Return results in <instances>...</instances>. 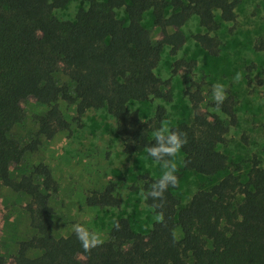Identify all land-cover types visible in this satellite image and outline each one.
<instances>
[{
    "label": "trees",
    "instance_id": "16d2710c",
    "mask_svg": "<svg viewBox=\"0 0 264 264\" xmlns=\"http://www.w3.org/2000/svg\"><path fill=\"white\" fill-rule=\"evenodd\" d=\"M82 1L89 4L88 9H81L71 22L54 15L70 0H0V183L31 198L26 211L35 231L31 239L20 243L15 264H188L189 258L194 264H264V169L258 160L246 183L229 175L210 190L196 193L184 208L176 196L182 176L175 174V186H169L159 199H146L160 218L148 234L136 233L129 220L121 218L110 229V240L90 252L83 250L74 232L54 236L56 214L51 199L59 188L46 165L36 166L19 181L12 178V166L38 153L43 139L50 141L58 133L70 131L71 123L61 112L60 102L75 107L77 124L89 110H106L115 121L123 152L146 153L154 161L149 148L156 144L155 132L161 129L165 109L158 108L156 121L145 122L130 104L171 100L155 71L165 47L176 55L185 45L186 37L179 30L193 17L208 32L194 39L211 57H218L220 42L209 33L221 24L234 23L243 0ZM169 8L172 11L167 16ZM123 9L128 24L117 17V11ZM149 11L162 33L160 40H154L142 24ZM171 27L178 32L169 33ZM182 67L191 71L195 62H176L174 73ZM61 72L70 83L59 81ZM185 95L193 120L169 129L186 134L188 142L178 150L184 156V170L216 176L229 166L220 147L238 124V100L228 93L220 103L207 102V109L214 113L203 115L201 85L190 83ZM30 99L48 110L38 118V131L22 145L12 132L25 122L22 104ZM174 155L160 163H170ZM160 179L140 176L144 195ZM238 194L243 199L236 203ZM86 204L121 208L113 184L91 191ZM176 230L181 231V239ZM32 250L43 253L31 259L28 253ZM6 263L0 252V264Z\"/></svg>",
    "mask_w": 264,
    "mask_h": 264
},
{
    "label": "rangeland",
    "instance_id": "374dc122",
    "mask_svg": "<svg viewBox=\"0 0 264 264\" xmlns=\"http://www.w3.org/2000/svg\"><path fill=\"white\" fill-rule=\"evenodd\" d=\"M88 7L89 4L82 0H70L65 8L54 11V15L60 21L74 22L78 12ZM171 11L170 8L167 10V16ZM236 14L234 23L221 24L217 31L209 33L220 42L218 57H211L194 39L197 34L208 33L200 26L198 17L188 21L179 30L186 37L185 45L176 55H172L170 47H165L155 71L163 83V91L170 94L171 100L154 99L130 104V108L138 111L145 122L156 121L158 108H164V122L160 126L170 129L193 120L194 114L185 95L190 83L195 82L202 87L203 115L214 113L207 109V102L215 101L213 85L222 84L226 96L231 93L238 100V124L231 128L227 143L220 147L229 159L228 168L216 176L205 177L184 170V156L180 151L167 164L152 161L146 153L126 155L116 133L115 121L106 110H89L77 124L74 121L75 107L60 102L61 112L71 123L70 131L58 133L50 141L43 139L38 153L26 156L20 165L11 168V176L17 181L40 164L50 169L59 188L51 199L56 214L52 232L56 238L69 236L74 232L73 225L79 223L102 233L103 242H107L110 229L121 218H127L136 233L148 234L160 218L147 205L138 178L148 174L159 179L170 170L171 164L175 165V174L182 176L176 191L181 208L186 207L196 193L210 190L229 175L238 176L242 183H246L255 160L264 169V0H243ZM117 17L128 24L124 9L117 11ZM142 24L154 40L162 39L152 11L144 15ZM168 30L171 34L178 32L174 27ZM179 61L195 62V67L191 71L182 67L174 73V65ZM57 78L61 83H70L62 72ZM22 106L26 120L14 128L12 136L24 145L38 131V118L45 115L48 108L34 99ZM109 184L114 185L121 208L89 207L86 204L88 194L102 191ZM133 187L137 189L133 190ZM236 199L239 203L243 196L238 194ZM30 202L28 195L16 193L0 183V252L6 258V264H15L13 258L20 243L35 235L26 211ZM176 236L182 238L180 230H176ZM42 253L32 250L28 257L34 259ZM187 263L194 264L193 259L189 258Z\"/></svg>",
    "mask_w": 264,
    "mask_h": 264
},
{
    "label": "clouds",
    "instance_id": "9594fccd",
    "mask_svg": "<svg viewBox=\"0 0 264 264\" xmlns=\"http://www.w3.org/2000/svg\"><path fill=\"white\" fill-rule=\"evenodd\" d=\"M238 79V77H237ZM213 98L217 103L225 99L226 93L222 84L213 85ZM156 144L149 148V155L153 157L156 163H160L165 157L173 156L185 145L187 141L186 134L183 132L170 131L167 128H161L155 132ZM166 164L167 161H164ZM170 170L166 171L161 179L152 185V190L147 192L145 198L159 199L169 186H175L177 176L175 175V165H169ZM73 231L81 241V246L85 252H90L92 248L102 243V233L81 225H73Z\"/></svg>",
    "mask_w": 264,
    "mask_h": 264
}]
</instances>
